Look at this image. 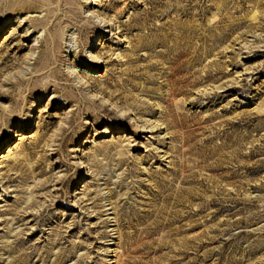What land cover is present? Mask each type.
<instances>
[{"label": "rangeland", "instance_id": "rangeland-1", "mask_svg": "<svg viewBox=\"0 0 264 264\" xmlns=\"http://www.w3.org/2000/svg\"><path fill=\"white\" fill-rule=\"evenodd\" d=\"M0 11V264H264V0Z\"/></svg>", "mask_w": 264, "mask_h": 264}, {"label": "bare ground", "instance_id": "bare-ground-1", "mask_svg": "<svg viewBox=\"0 0 264 264\" xmlns=\"http://www.w3.org/2000/svg\"><path fill=\"white\" fill-rule=\"evenodd\" d=\"M2 2V0H0V3ZM88 2V0H85V3H87ZM6 7V10H5V14H3V16L4 15H9V14H11L9 11L10 10H8L9 8H11V6H8V5H6L5 6ZM13 9V8H12ZM88 13V11H85L84 12V14L86 15ZM2 15V13H1V11H0V16ZM5 17H8V16H5ZM87 18L89 17V16H86ZM29 18H31V16H29ZM94 18L95 19H99L100 17L99 16H94ZM7 20H9V18H5V20L2 22V24H1V26H0V31L2 30V29H4L5 27H6V25H7V23H6V25H5V22L7 21ZM20 24H21V22H20ZM94 61H96V62H100L101 61V59L100 58H95L94 59ZM88 64H91V63H88ZM78 84V83H77Z\"/></svg>", "mask_w": 264, "mask_h": 264}]
</instances>
